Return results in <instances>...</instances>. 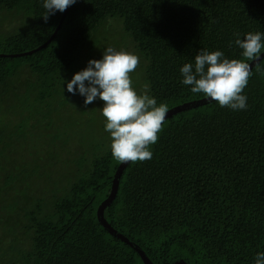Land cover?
Wrapping results in <instances>:
<instances>
[{
  "label": "trees",
  "instance_id": "16d2710c",
  "mask_svg": "<svg viewBox=\"0 0 264 264\" xmlns=\"http://www.w3.org/2000/svg\"><path fill=\"white\" fill-rule=\"evenodd\" d=\"M44 11L0 0V264H144L97 219L120 163L101 102L62 82L111 46L139 56L138 92L147 83L168 109L203 99L179 67L204 48L243 59L235 35L264 33V0H76L49 42L63 12ZM251 71L246 110L191 104L165 119L150 160L125 164L103 215L153 264L264 251V57Z\"/></svg>",
  "mask_w": 264,
  "mask_h": 264
},
{
  "label": "clouds",
  "instance_id": "9594fccd",
  "mask_svg": "<svg viewBox=\"0 0 264 264\" xmlns=\"http://www.w3.org/2000/svg\"><path fill=\"white\" fill-rule=\"evenodd\" d=\"M76 0H42L41 18L64 12ZM234 44L243 59L228 58L221 50L200 49L191 62L179 67L180 83L192 94H202L221 108L242 111L248 108L244 88L252 75L249 61L264 53V33L235 35ZM140 63L135 53L106 47L100 58L89 59L86 66L74 72L62 84L67 93L79 95L85 106L99 100L103 128L109 134L107 145L111 156L122 163L143 162L152 158L151 146L158 140L168 107L158 103L146 83L142 91L133 87L130 73ZM62 87V85H61ZM253 264H264V251H257Z\"/></svg>",
  "mask_w": 264,
  "mask_h": 264
},
{
  "label": "water",
  "instance_id": "95a60500",
  "mask_svg": "<svg viewBox=\"0 0 264 264\" xmlns=\"http://www.w3.org/2000/svg\"><path fill=\"white\" fill-rule=\"evenodd\" d=\"M68 8H69V7H68ZM68 8H66V10L62 13V16H61V18H60V20H59V23H58L56 29L54 30L52 36H50V38L47 40V42H49V41L52 39V37H53L54 34L56 33L57 29L60 27V25H61V23H62V20L64 19L65 15H66V12H67ZM44 45H45V43L42 44V45H40L38 48H40L41 46H44ZM38 48H36V49H38ZM36 49H34V50H36ZM34 50H32V51H34ZM22 54H25V53H22ZM16 55H17V54H13V56H16ZM263 57H264V53H261V56L259 57V59L254 60V61H250V63H249V64H250V67L252 68V66L255 65V64H256L261 58H263ZM208 100H209V99H207V98L205 97V98L200 99V100H196V101L194 100V101H190V102H185V103H183V104H181V105H177V106H174V107H172V108H169V109H168V112L166 113V117H165V119H166L168 116H170L172 113L177 112V111H179V110H181V109H183V108H186V107H188V106L191 105V104H192V105H197V104H200V103H202V102H206V101H208ZM125 164H126V163H122V162H120V163L118 164V166H117V168H116V170H115V173H114V175H113L112 184H111V187H110L109 194H108V196H107L104 200H102V201L100 202V204L98 205V207H97V209H96L97 219H98L100 225H101L102 227H104L105 229H107L111 234L115 235L116 237L122 239L123 241H125L126 243H128L130 246H132V247H133V248L139 253L141 259H142L143 262H144V264H153V263L148 259V257L146 256V254L140 249L139 246L135 245L133 242L129 241L128 238L122 236L120 233H118V232L115 231L113 228H111V227L109 226V224L106 222V220H105V218H104V215H103V210H104V208H105L107 205H109V204L112 202V200L114 199V197H115V194H116V191H117V187H118L119 178H120L121 172H122V170H123ZM170 264H187V263H186L185 261H183V260H175V261L171 262Z\"/></svg>",
  "mask_w": 264,
  "mask_h": 264
}]
</instances>
